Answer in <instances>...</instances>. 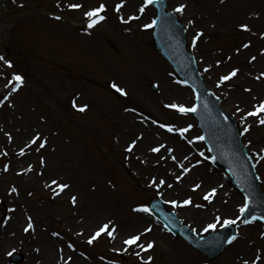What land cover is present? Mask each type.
<instances>
[{
	"label": "rangeland",
	"instance_id": "1",
	"mask_svg": "<svg viewBox=\"0 0 264 264\" xmlns=\"http://www.w3.org/2000/svg\"><path fill=\"white\" fill-rule=\"evenodd\" d=\"M56 1L4 0L2 4L0 56L10 61L12 67L0 61V100L11 93L5 103L27 125L24 140L31 144L39 136L41 139L31 147L42 141L45 145L37 154V157L40 155L38 160L36 157L26 161L31 170L22 179L0 174V214L10 185L16 188L15 194L20 199L39 204L42 235L48 239L57 237L56 242L61 247L47 264H58L66 258L69 259L66 264H76L77 260L93 264H244V261L258 264L255 252L264 251V245L256 234L257 229L264 233V224L241 222L239 208L244 204L243 197L228 185L225 171L211 161L204 144L195 139L200 136L195 120L167 107L177 104L188 108L193 105L194 96L146 44L152 27L144 25L152 23L154 10L148 4L139 22L122 26L119 21L125 20L131 9L123 6L118 18L108 16L105 4L111 0H61L62 3H79L82 5L79 9H57ZM216 1L167 0V4L172 10L185 6L177 13L203 81L220 97L221 106L236 119L238 131L242 133L245 128L240 120L253 111L254 105L264 101V76L261 75L264 73V3L220 0L217 7ZM101 3L106 6L101 13L105 18L86 32L88 18L84 13ZM70 22L79 27H70ZM241 24L248 25L249 30H242ZM133 40L140 41L141 45ZM244 44L249 47H243ZM103 57L111 70L114 69L112 81L102 71ZM233 69L238 70L236 76L220 83V77ZM14 73L23 77V83L17 91L11 92L15 82L8 84V81ZM113 83L126 94L117 92ZM150 84L156 86V93L150 90ZM177 88L186 94H181ZM226 99L234 106L226 107ZM73 101L77 107L73 106ZM84 105L86 109L79 111L78 107ZM3 110L6 111L0 105V125L4 132L7 127ZM160 125L174 129L191 125V128L181 135L177 130L169 132ZM244 135H241L242 143L253 156L255 172L264 191V170L259 169L256 155L250 152V142ZM133 141L135 145L129 151ZM160 145L164 147L159 152L150 151ZM53 149L55 153H50ZM0 154L1 170L10 160L6 144L1 141ZM50 155L55 156L49 159ZM41 160L46 161V176L38 181L40 187H33ZM181 164L190 170L184 173ZM91 170L96 173L90 174ZM178 176L181 179L177 180ZM52 180L67 184L66 192L52 185ZM160 180L165 183L157 187ZM196 184L200 187L194 190ZM212 188L216 193L210 201L205 200V194ZM52 189L60 194L55 195ZM73 196L76 206L71 201ZM151 197L162 199L165 207L199 236L220 229L225 219H235L237 239L216 259L208 260L182 239L169 234L150 213L136 210L147 207ZM188 198L192 204L187 206L177 207L171 203H181ZM76 211L87 215L92 212L83 223L90 232L81 242L76 233L79 226L73 225L72 215ZM135 213L143 215L147 221L134 227L132 214ZM217 216L221 222L214 230L205 232L204 228L214 223ZM192 217L198 222L193 223ZM105 224L111 225L110 230L115 228L121 232L119 238L124 237V241L139 234L137 244L146 246L152 242L154 246L147 251L137 244L119 248L109 243L110 237L105 233L89 243L87 239ZM147 224L154 233L145 232ZM121 225L124 227L120 230ZM34 247L35 244L24 243V240L19 245L2 244L1 262L13 264L9 253L22 251L25 259L19 264H41ZM149 256L151 261H148Z\"/></svg>",
	"mask_w": 264,
	"mask_h": 264
},
{
	"label": "bare ground",
	"instance_id": "2",
	"mask_svg": "<svg viewBox=\"0 0 264 264\" xmlns=\"http://www.w3.org/2000/svg\"><path fill=\"white\" fill-rule=\"evenodd\" d=\"M113 1L115 2V4L121 3V0H113ZM258 1L264 3V0H258ZM216 3H217V7H219L220 0L216 1ZM142 5H144L142 0H125L123 6L128 8V10L131 9V11L127 14V20L120 21L121 25L125 26L130 22L138 21L141 15L143 14L139 12V8ZM261 5L262 4H260V6ZM110 14L115 17L118 16V12L115 10V8L110 10ZM133 17H138V18H133ZM111 69L112 68L107 60L105 72L107 73V76L112 78L114 72ZM177 91H179L181 94H186V92L183 91L181 88H177ZM5 102L6 100L2 105V109L4 108L6 110V111L3 110L4 111L3 114L6 113V117L3 122L6 124L7 129L3 132L2 131L3 126L0 125V141L3 144H6V151L9 153L11 159L7 163L6 162L4 163L3 167L0 170V174H5V173L12 174L22 179L21 177L25 176L27 172L26 170L28 169L26 165V161L29 159L32 160L36 159L37 154L40 153L42 149H40L41 148L40 145H37L36 147H31V144L28 143V141L24 140L27 139L26 133L28 132V127L25 123H23V121L17 115L15 110H13V108L8 103ZM233 106L234 103L229 99H226V107H233ZM243 118L240 120L242 121L243 127L249 128V131L244 133L245 140H249L250 142L249 150L251 153H254L256 155L259 169L261 168L264 170V159L261 158L264 157V125L258 123L257 116H247L246 119ZM9 136L11 137V139H9ZM38 148L39 151H37ZM22 149L24 152L23 155L20 154ZM63 150L65 151V148H63ZM50 153H55V150L53 149L52 152ZM1 155L2 154H0V157ZM55 155H50L49 159H51ZM39 156L40 155H38L37 160ZM45 162L46 161H43V163L40 165V171L37 174L38 177L35 179L37 183H33V187L35 186L40 187L41 184L38 183V181L44 180L46 176V173L44 172L47 167ZM6 165H7V171L4 170ZM49 165L50 163L48 162V166ZM95 173H96L95 170L90 171V174H95ZM20 179L18 181H20ZM93 179L96 181H100L98 178L95 177H93ZM13 187L14 186H10L8 191L6 192V196H5L6 200L4 201L3 204V211L0 214V247L2 246V244L19 245V242L22 240H24V243L32 242L33 244H35L34 247L35 251L39 255V262H42L41 264H47L54 257L55 251L60 250L61 247L56 242L57 239L55 238L48 239L44 235H42L43 233L40 230L41 225L39 224V211L41 210L39 204L33 205L20 199L19 197L16 196L15 192H11V189ZM63 190L65 193L66 190L65 189ZM91 213H88V215H91ZM192 214H194L193 211ZM88 215L87 213H78L77 211L75 215H72L73 225L75 227L79 226L76 233L80 235V238H82L84 235L90 232V231H86V227L83 225ZM132 216H133L132 224L134 227L135 226L138 227L139 225H141L142 222L147 221V219L143 215L139 216L137 213H135L132 214ZM29 217L31 218V222H34L37 225L36 224L32 225L33 227L26 232L24 229L28 225ZM192 220L193 223L198 222L193 217ZM123 227L124 226L121 225L120 230ZM148 228L151 229V231L149 232L154 233V230L152 231V226H148ZM76 233L72 235L77 236ZM118 233L119 231H116V234L113 233L114 238L111 237L110 243L114 244L116 247L120 246L119 248H123L125 246L124 237L119 238V235H121L122 233L121 232L119 234ZM256 236L259 242L264 245V233H261L259 229H257ZM246 246L248 247V245H245V247ZM255 255L256 258L258 256L260 257V259L257 260L258 264H264V251H256ZM1 261L2 259L0 256V262ZM66 263H67L66 259H64L61 262H58V264H66ZM76 264H93V263L87 262L85 260H77Z\"/></svg>",
	"mask_w": 264,
	"mask_h": 264
},
{
	"label": "snow or ice",
	"instance_id": "3",
	"mask_svg": "<svg viewBox=\"0 0 264 264\" xmlns=\"http://www.w3.org/2000/svg\"><path fill=\"white\" fill-rule=\"evenodd\" d=\"M153 2H154V0H145V4L142 5V6L139 8V12H140V13H143L144 10H145V7H146L148 4H152ZM124 3H125V0H121V3H120V4H117V5L115 6V10H116L117 12H119L120 9L123 7ZM67 7H68L69 9H79V8L82 7V5L79 4V3H69V4H67ZM184 7H185L184 5H179L174 11H176V12H182L183 9H184ZM105 8H106V6H105L103 3H101L98 7L93 8V9H90V10H88V11H86V12L84 13V16L88 18V28H92V27H94L97 23H99L100 21H102V20L105 18L103 15H101V13H103V12L105 11ZM133 18H138V17H133ZM57 19H59V17H57ZM155 24H156V20H153L151 24L144 25V27H146V28H148V27H152V26H154ZM239 27H240L242 30H244V31L249 30V29H248V25H246V24H241ZM199 35H200V34H198V36H199ZM198 36H197L196 38H198ZM194 43H195V39H194ZM243 47L247 48V47H249V45H248V44H244ZM252 59H255V57H252ZM0 61H3L4 64H6L9 68L12 67L11 62H10V61H6V60H4V58H3L2 56H0ZM218 63H219V62H218ZM207 70H208V69H205V71H207ZM237 71H238L237 69H233V70H232L230 73H228L227 75H224V76L220 77V83H224L225 81H228V80H230L232 77L236 76ZM261 75L264 76V73H262ZM259 78H260V77H257V79H259ZM13 82H15V84H14V87H12L11 92H15V91H17V90L19 89V87H20V86L22 85V83H23V77L20 76L19 74H15V73H14V74L12 75L11 80L8 81V84H12ZM182 83H183V82H182ZM7 86H8V85H6V87H7ZM218 86H219V85H218ZM112 87H113L117 92H120V93H122V94H126V93H124V90H123L122 88H119L115 83L112 84ZM249 91H250V90H249ZM10 94H11V93H9V95H10ZM9 95H5L4 98H3V100H0V105H2V104L4 103L5 100H8ZM197 99H199V97H197ZM73 106H74V107H77L76 104H75V101H73ZM86 107H87V105L79 106V107H78V110H79V111H84V110L86 109ZM167 107H169V108H173V109H176L177 111H179V112L182 113V114H186L187 112H190V111H191V112H196V111H197V108H196V107L186 108V107H184L183 105H177V104L167 105ZM237 110L240 111L241 109L237 108ZM261 113H264V101H260L257 105H254V109H253V111H250V112L246 113V115H245V117H244L243 119H246L247 116H257V117H258V123H259V124H264V116H261V115H260ZM225 119H227V117H225ZM160 127H165V128H167V131H169V132H172V131H174V130H177V131H179V132L181 133V135H183V133L187 132V131L189 130V128H191V125H189L187 128H182V129H174L173 126H169V125H160ZM247 131H249V128H248V127H245L244 132H242V133H240V134L243 135V134L246 133ZM9 139H11L10 136H9ZM40 139H41V138H40L39 136H37V137H35V138L32 140V143H36V141H37V140H40ZM195 139H196V140L203 141V140H205V137H204V136H197V137H195ZM189 143H191V141H189ZM134 145H135V141H133V144L129 146V149H128V150L131 151V149H132V147H133ZM43 146H44V144L41 143V144H40V147L42 148ZM163 147H164V145H160V146H158V147H153V148L150 149V151H152V152H159L160 149L163 148ZM37 151H39V148L37 149ZM167 151L170 152V151H172V150H171V149H167ZM209 151H211V149H209ZM5 154H6V153H5ZM20 154H21V155L24 154L23 149L21 150ZM200 155L203 156L204 153L201 152ZM261 158L264 159V157H261ZM172 159L175 160V159H176L175 156H173ZM210 159H213V160H214L215 157H210ZM41 163H43V160H41ZM180 167L183 169V172H184V173H187V172L190 170L189 168L184 167L183 164H181ZM4 170L7 171V165L5 166V169H4ZM30 170H31V168L29 167V169H27L26 171H30ZM179 179H181V177L178 176V177H177V180H179ZM257 179H258V177H257ZM164 183H165V182H164L163 180H160V181H159V184L156 185V186L159 187L160 185H163ZM51 184H52V185H56V187H57L60 191H63V189L69 187L67 184H58L56 180H52V181H51ZM153 184H156V181H155V180H153ZM46 186H49V187H50V185H46ZM169 186H170V185H169ZM193 187H194V190H195V189H198V188L200 187V185H199V184H196V185H194ZM52 190H53V192H54L55 195H59V194H60V191H57L56 189H52ZM16 191H17V190H16L15 187H13V188L11 189V192H16ZM215 193H216V189H215V188H212L208 193L205 194L204 199L210 201L211 197H212ZM71 201H72L73 204H75V203H76V197L73 196V197L71 198ZM171 203H172L174 206L180 207V206H187V205L192 204V200H191V198H188V199H185L184 201H182L181 203H178L177 201H171ZM248 207H249V198H248V196L246 195V196H245V203H244L242 206H240V208H239V212H240V214H243V213L248 209ZM136 210H137V211H143V212H146V213L151 212V209L148 208V207H141V208L136 209ZM237 218L239 219L240 217H237ZM260 218H261V219H264V216H262V217H260ZM253 219H255V217H254ZM220 222H221V218H220L219 216H217V217L215 218V222H214V223H210V224H208L207 227L204 228V231L207 232V231H209L210 229H211V230H214V229L217 227V224L220 223ZM242 222H243V223H249L250 221L245 219V220H243ZM235 223H236V220H235V219H225V220H223V224H222V226H227V225H231V224H235ZM32 227H33V226H32V223H31V218L29 217L28 225H27V227H26L24 230L27 232V231H28L29 229H31ZM165 227H167V225H165ZM108 228H109V225H108V224H105V225L101 226V227L95 232V234L89 239L88 242H89V243H92L97 237H99V236L101 235V233H104L106 230H108ZM149 231H151L150 228H146V229H145V232H149ZM193 231H195V230H193ZM113 232H114V228H113L112 230H108V231H107V235H108L109 237H113ZM54 235H56V234L54 233ZM113 238H114V237H113ZM140 238H141V236H140L139 234H138V235H133V236H130L128 239H126V240L124 241V243H125L126 245L137 244V242L140 240ZM235 239H237V236H236V235H233V236L231 237V239L228 240V243H231V242H232L233 240H235ZM137 246L140 247L143 251H147L148 249L153 248L154 245H153L152 242H149V243H147L146 246L143 245V244H137ZM136 255L139 256V253H136ZM256 259L259 260L260 257L258 256ZM151 260H152V257L149 256V257H148V261H151ZM146 264H147V262H146ZM244 264H248V262H247V261H244ZM253 264H255V261L253 262Z\"/></svg>",
	"mask_w": 264,
	"mask_h": 264
},
{
	"label": "water",
	"instance_id": "4",
	"mask_svg": "<svg viewBox=\"0 0 264 264\" xmlns=\"http://www.w3.org/2000/svg\"><path fill=\"white\" fill-rule=\"evenodd\" d=\"M1 2V0H0ZM164 21L161 24V22ZM174 32L177 34L175 40L171 43L169 40L173 39ZM150 44L163 56H165L174 66L181 62L182 55L185 53L183 49V39L181 38V32L179 26L174 21L172 13L165 12L163 6L158 7V18L155 24V31L152 36ZM188 57V55H186ZM210 124L215 128L219 124L218 119L214 121L210 120ZM212 130L207 128V134L210 136ZM230 155L236 160L238 167L242 172L241 184L245 187L247 184L249 188V194L252 197L254 189H256V182L252 177L251 169L248 161L245 159L242 151L238 147H232L229 149ZM247 191V190H246ZM165 219H170L168 214H162ZM171 220L175 222L174 218ZM174 228H177L174 226Z\"/></svg>",
	"mask_w": 264,
	"mask_h": 264
}]
</instances>
